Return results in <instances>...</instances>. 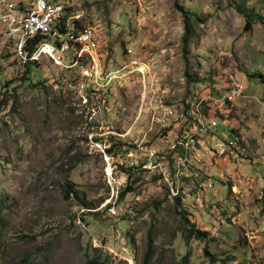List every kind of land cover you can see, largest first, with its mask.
Returning a JSON list of instances; mask_svg holds the SVG:
<instances>
[{"label":"rangeland","instance_id":"374dc122","mask_svg":"<svg viewBox=\"0 0 264 264\" xmlns=\"http://www.w3.org/2000/svg\"><path fill=\"white\" fill-rule=\"evenodd\" d=\"M64 4L112 97L0 43V264H264V0Z\"/></svg>","mask_w":264,"mask_h":264},{"label":"built area","instance_id":"2783aa9c","mask_svg":"<svg viewBox=\"0 0 264 264\" xmlns=\"http://www.w3.org/2000/svg\"><path fill=\"white\" fill-rule=\"evenodd\" d=\"M67 12L64 0H0V43H14V58L23 67L43 56L60 65L66 51H72L66 68L78 72L66 86L85 105L95 101L90 108L95 113L98 106L102 109L109 103L115 78L100 74L94 66L99 45L93 28L81 26L78 17Z\"/></svg>","mask_w":264,"mask_h":264},{"label":"trees","instance_id":"16d2710c","mask_svg":"<svg viewBox=\"0 0 264 264\" xmlns=\"http://www.w3.org/2000/svg\"><path fill=\"white\" fill-rule=\"evenodd\" d=\"M184 25H185V30H186V33H185V36H184V39H183V43H184V46L185 48L188 47L189 45V42H190V38H191V34H192V16L190 15H184ZM247 28L246 30H249L250 29V26L252 24V20L251 18H247ZM30 65V64H29ZM26 68L28 67L25 66ZM26 74L29 73V70H26L25 72ZM131 193V190H126L123 194L120 195V201H122L123 199H125V197ZM72 195L71 192H68L67 193V196H68V199L69 197ZM186 237H187V240L190 241L192 239H195V240H199V241H203L204 238H205V234H203L202 232H193V231H187V234H186ZM149 255L147 256V258L145 259L144 261V264H147L149 262Z\"/></svg>","mask_w":264,"mask_h":264}]
</instances>
